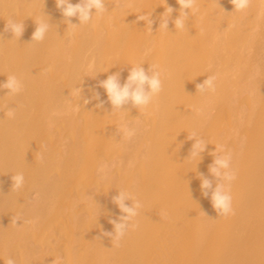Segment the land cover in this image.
I'll return each mask as SVG.
<instances>
[{
  "label": "bare ground",
  "instance_id": "obj_1",
  "mask_svg": "<svg viewBox=\"0 0 264 264\" xmlns=\"http://www.w3.org/2000/svg\"><path fill=\"white\" fill-rule=\"evenodd\" d=\"M166 6L174 20L177 0H106L108 12L67 29L56 0H0V83L16 75L23 85L0 90V264H264V0L243 12L231 0H197L186 28L170 21L168 32L158 30ZM144 13L157 21L152 32L137 22ZM42 17L52 28L32 42ZM10 18L24 23L19 40L4 31ZM153 64L163 90L146 108L113 111L99 82L119 73L123 86L134 66ZM213 74L215 92L201 94L197 83ZM125 123L131 139L116 134ZM194 132L208 145L188 160ZM221 144L237 172L229 217L200 187L214 179ZM120 190L142 207L117 246L105 233L124 222L112 202Z\"/></svg>",
  "mask_w": 264,
  "mask_h": 264
},
{
  "label": "clouds",
  "instance_id": "obj_2",
  "mask_svg": "<svg viewBox=\"0 0 264 264\" xmlns=\"http://www.w3.org/2000/svg\"><path fill=\"white\" fill-rule=\"evenodd\" d=\"M177 3L179 5V15L173 20L172 13L174 9L170 6H166L165 11L159 17L158 30L168 32L170 21L175 25L176 30H183L186 28L189 17L199 12L197 0H177ZM231 3L234 7V11L243 12L250 7L251 0H231ZM56 8L61 10L62 16L65 18V23L67 24V29L69 27L75 29L81 25L90 24L94 16L108 12L106 0H79V2L74 5L70 0H56ZM43 17L46 16L43 14ZM43 17L36 21L37 27L32 35V42H43L47 33L52 28L48 22V18L45 19ZM74 17L78 20V23H72V18ZM140 21L146 22L151 32L153 25L157 22L152 18V13L138 15L137 22ZM4 31L10 32L13 38H18L19 40L24 34V23L10 18L5 25ZM162 75L163 72L159 68V65H150L148 71H145L143 67L138 65L131 69L123 86L119 83L120 74L116 73L109 75L106 80L100 81L99 87L103 88L106 92L108 102L112 105L113 111L118 110L121 112L123 106L129 102H131L135 108L143 109L148 107L153 97L163 90ZM216 80L217 75L215 74L207 76L202 83H197V90L201 94L209 91L215 92ZM22 88V82L16 75H9L7 76L6 82L0 83V90L7 89V95L19 94ZM76 90L80 92L79 88ZM92 99L99 101L96 107H103L105 101L100 98V93L98 91H94ZM84 102L87 104L91 101L90 99H85ZM15 111L14 108H9L7 115L13 118L15 116ZM116 129V134L121 136V139H131L136 134L135 128L130 127L127 123ZM191 139H194L195 143L192 145L188 160H199L201 154L206 151L208 144L203 138H198L195 132L192 134ZM212 155L214 156V160L208 166V170L214 179H202L200 185L202 195L205 198H210L211 205L219 216L229 217L235 215L232 203L233 198L231 195V185L237 178V172L233 167L234 153L231 149L221 144L216 146V151L212 153ZM40 159H43L42 153L40 154ZM114 167H116L115 163L112 165H102L101 168L98 169V172L102 173L101 179H107ZM200 175L204 177V173H200ZM11 179L12 190L18 191L23 188L25 183L23 173H16L12 175ZM128 200L132 201L131 206L126 204ZM112 202L126 215L121 217V220L124 221L122 223H116L115 220L110 221V223L114 225V233L106 232L105 235L111 238L112 243L119 246L120 241L126 236L128 231L130 229L135 230L138 227V224L135 223V218L139 216V210L142 204L126 190H120L119 195L112 197ZM202 213L207 217V213ZM28 223H30V221H28ZM6 264H16V261L14 258L9 257Z\"/></svg>",
  "mask_w": 264,
  "mask_h": 264
}]
</instances>
